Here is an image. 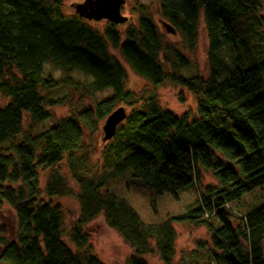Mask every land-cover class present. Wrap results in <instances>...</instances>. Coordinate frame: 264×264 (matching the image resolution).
<instances>
[{"label":"trees","instance_id":"obj_1","mask_svg":"<svg viewBox=\"0 0 264 264\" xmlns=\"http://www.w3.org/2000/svg\"><path fill=\"white\" fill-rule=\"evenodd\" d=\"M159 22L169 23L193 49L204 14L211 73L184 77L172 68L189 66L177 48H166L159 24L139 7L138 27L107 22L104 32L78 14L63 13L62 0H0V201L12 209L18 225L16 241L0 227V264H103L91 253L85 224L103 213L106 223L137 255L159 253L172 264L175 221L196 222L215 214L216 226L202 220L209 241H198L177 264H264V205L232 222L227 203L264 185V0H157ZM109 46L141 77L159 86L166 81L187 89L198 117L163 109L152 96L147 108H133L102 150L99 165L85 166L76 156L84 130L94 131L131 96L127 71ZM50 62L63 72L60 80L43 76ZM79 72L91 82L78 83ZM60 84L89 94L112 89L94 108L61 119L37 136L23 134V117L35 123L51 117L42 90ZM22 139L19 141L18 138ZM6 145V146H4ZM65 157L81 217L70 231L74 251L63 241L64 213L51 199L40 197L39 168H55ZM212 172L217 185L206 186L197 207L179 198ZM95 179L97 181H95ZM20 184L18 188L5 184ZM71 186L56 170L49 174L48 197L69 193ZM128 264H147L133 256Z\"/></svg>","mask_w":264,"mask_h":264},{"label":"rangeland","instance_id":"obj_2","mask_svg":"<svg viewBox=\"0 0 264 264\" xmlns=\"http://www.w3.org/2000/svg\"><path fill=\"white\" fill-rule=\"evenodd\" d=\"M63 13L67 16L77 14L75 5L84 2L85 0H62ZM147 7L148 12L152 15L155 21L159 24L160 32L163 35V50L161 52V61L166 52V48H177L189 60V66L185 68L175 67L171 70L184 77L201 76L208 80L210 78L211 67L208 56L209 41L207 31L204 23V14L201 13L199 36L196 45L190 49L181 35L178 33L172 34L159 22L160 5L157 0H126L122 8V13L128 17V21L119 25V30L122 33V39L125 38L126 31L129 27H138L139 20V7ZM261 14L264 16V3L261 8ZM107 20L101 21H88L89 25L101 32L107 24ZM111 54L117 58L126 68V88L131 92L130 98L118 107H124L127 115L133 108H141L146 110L147 101L150 97L154 96L159 105L163 109H168L177 115L188 113L191 118L198 117L195 97L185 88H181L170 82L156 86L148 80L138 75L129 64H127L120 53V50L109 46ZM43 76L52 77L54 80H60L63 77L62 70L56 65L47 62L44 67ZM71 76L78 83L91 82V78L84 76L79 72H74ZM47 101L63 99L61 105H56L49 108L51 117L42 123H35L28 113H24L23 117V134H31L32 136L39 135L42 131L54 127L63 118L71 117L73 114H78L89 108H94L96 103L108 99L112 96L113 90L107 89L96 93L89 94L85 89L69 87L65 84H60L50 91L42 90ZM8 101L0 92V106ZM117 107V108H118ZM107 118L99 121L94 131L89 130L81 123L84 130L83 141L76 152V156L81 157L85 166H92L93 164L99 165V172L102 171L101 154L107 142L104 141L103 126ZM22 138L19 137L20 141ZM6 146V145H4ZM56 170L61 173L71 186L69 193L48 197L45 189L49 181V174ZM38 183L40 188V197L45 200H50L59 205L64 213L63 224V241L71 247L74 251L78 249L72 244L69 238L70 231L73 226L81 217L80 204L74 195L80 191V187L72 178L68 158L65 157L55 168H39ZM202 181L198 184H193L186 189L182 190L179 198L182 203L189 209L195 208L200 203V197L206 186L217 185L212 172L202 171ZM95 181H97L95 179ZM5 186L18 188L20 184L7 183ZM264 205V185L256 188L255 190L247 193L243 198L237 201L227 203L224 208L228 209L232 215V222L239 224L241 218L250 211ZM207 219L213 222L216 226L219 224L216 215L205 214L200 220L193 222L191 220L175 221L173 226L176 230L175 239V253L172 259V264H177L180 260L182 253L190 251L195 248L198 241H209V231L206 224L202 220ZM0 227L5 228L6 238L9 241L17 240L18 225L16 217L5 201H0ZM89 236L90 251L98 257L103 264H128V260L136 256L147 264H165L159 256L158 252L152 254L137 255L134 248L127 244L118 231L108 226L103 213L99 214L96 218L85 224L83 229Z\"/></svg>","mask_w":264,"mask_h":264},{"label":"water","instance_id":"obj_3","mask_svg":"<svg viewBox=\"0 0 264 264\" xmlns=\"http://www.w3.org/2000/svg\"><path fill=\"white\" fill-rule=\"evenodd\" d=\"M126 0H85L75 5L76 13L88 21L107 20L114 24H123L128 17L122 13ZM166 30L176 34V30L169 23H164ZM127 118L124 107H118L108 117L103 126L104 141H109L115 135L117 128Z\"/></svg>","mask_w":264,"mask_h":264}]
</instances>
